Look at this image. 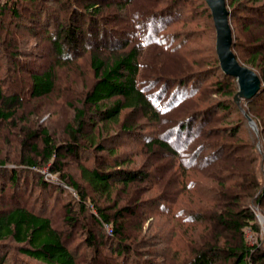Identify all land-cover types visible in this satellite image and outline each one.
<instances>
[{
  "label": "trees",
  "instance_id": "1",
  "mask_svg": "<svg viewBox=\"0 0 264 264\" xmlns=\"http://www.w3.org/2000/svg\"><path fill=\"white\" fill-rule=\"evenodd\" d=\"M187 1L174 0L167 7L158 10L153 8L151 0H0V124L4 122L12 125L17 124L21 101L26 95L34 100H39L54 93L57 87V70L60 66L64 67L73 61L74 54L70 52L84 47V39L79 40L78 36L83 34L85 25L88 32L91 33L89 36L94 39V41L91 40L92 46L86 47L89 49L90 66L94 72L93 87L80 102L82 107L75 108L73 122L65 128L68 140L64 143H57L47 128H26L22 148L28 149L31 156H26L22 160L25 169L8 167L7 160L0 161V203L4 204L0 206V264H17L22 258L34 260L39 264H114L107 260L103 262V258L109 259L108 257L112 256V260H116L127 252L130 255L125 254L123 262L119 263L132 264L131 255L135 256L136 251L131 244L130 248L125 245L123 221L129 215L135 217L141 214L142 207L138 206L132 209L124 206L120 209L116 208L115 213L111 214L98 207L96 202L94 207L98 214H94L93 219L103 229L107 224L111 225L112 234L107 232L105 237H109L113 246H108V239L98 242L97 237L90 233L84 240L90 253H85L86 255L81 260L75 248H70L73 235L67 236L53 224L51 199L45 200L43 197L41 200L42 191L41 196L38 195L37 198H34L35 203L31 206L29 200L32 199V195L24 189L28 178L25 182L22 180L21 184V176L28 177V175L35 174L37 183L43 190L54 186L47 181L42 170L44 165L50 164L53 167L52 173H58L63 155H71L77 160L81 174L80 179L101 197L110 198L112 191L119 184L127 189L133 186L135 181L148 182V172L126 170L121 166L122 163H127V160L118 161L117 158L110 160L108 156V160L102 161L98 155L99 152L106 150L111 156L115 155L114 149H108L101 141L97 140L103 137V133L109 134L112 127L119 125L122 133L128 135L134 134L139 128L141 124L139 121L126 120L121 124L120 115L125 109H139L141 110L139 112L145 113L151 122L160 123L161 126L165 124L167 117V120L172 122V125L160 136L148 135L144 140L143 148L150 153L158 149L163 150L170 158L178 159L180 163L178 162L177 173L178 179L181 181L180 184L184 181L186 168L207 173L209 168L203 169L208 167L205 163L206 160L210 159L215 162L214 167L219 163L227 162L232 152H238L242 148L239 147L241 144L228 141L229 138L234 137L237 130L230 132L223 130L227 135L222 136L219 141H213L212 136V134L216 135L219 130L209 133L206 131L203 134V139L197 142L198 139H195V134L189 128L192 122H196L202 117L201 115L212 116L216 110L228 111L230 106H217L213 109L194 112L186 109V112L182 114L186 104L194 102V97L203 92L204 89L200 87H202V80L206 75L184 79H169L162 75L153 77L142 75L143 68H145L142 56L148 53L149 49L157 48L161 54L163 52L179 59L186 58L183 51L191 37L183 38L181 33L169 34L165 31L172 24L180 22L182 19L180 8L186 5ZM201 1L203 6H206L209 16L214 20L207 2ZM114 5L119 16L117 14L113 21L112 19L108 21V17L106 18L108 14L103 12V8ZM228 5L231 8L230 21L237 17L236 13L245 10L250 13L248 19L252 20L251 23L259 24L257 22L262 17L264 18V0H231ZM117 17L125 25L123 30L122 28L108 29V24L118 21ZM184 17L183 19H185ZM79 19L83 20V27L79 25L81 23ZM103 24L106 27H102ZM110 40L113 44L111 49L113 53L103 57V51L106 50L104 45H109L108 41ZM43 42L49 43L52 49L54 65L43 72L30 70L32 58L45 55V53H40ZM235 44V37H233L232 49L239 63L244 65L238 58ZM22 47L27 50L23 51ZM261 49L258 46L249 56L250 62L259 66V74L253 70L263 83L259 93L253 99L246 101V103H250L249 111L253 117H257L253 111V105H257L255 101L261 97L264 98V52ZM215 61L221 77L230 83L234 77L227 76L223 71L218 52ZM148 69L151 67L149 66ZM26 74H29V78L27 83H24ZM19 83L23 86V90L14 92L16 88L13 86ZM221 83L219 82L218 85ZM227 86L229 87V84ZM9 92H13V94L11 95ZM89 124L93 125L92 131L96 135L91 134L86 138L85 130ZM258 125L260 126V124ZM263 132L264 130L261 129V133ZM182 134L185 137L183 144H181L182 141L179 142ZM261 137L259 136V139ZM38 140L42 142L40 147ZM248 145L249 143L246 144V146ZM229 149L231 152L227 153L226 151ZM203 153L206 155L200 159ZM253 153L258 158H264V152L259 154L253 149ZM88 154L94 157L92 162L87 159L86 155ZM232 159L233 157L230 160ZM174 162L173 160V165ZM211 168L212 166H210ZM257 171L254 172V184L251 189L254 197L256 196L254 193H259L257 194L259 198L255 197L256 203L262 204L264 187H259ZM175 173L176 171L173 172V174ZM248 174L254 175H251V172ZM242 175L246 176L247 174ZM217 180L219 183L220 179ZM58 181L59 183L55 184L56 189L66 191L72 196L73 193L69 191L73 189L76 192V197H70L72 198L70 202L60 206V209L65 212L66 223L72 225L75 223V217L72 214L75 199H78L79 202V214L87 212L86 190L79 182L66 174L59 176ZM224 185V181H221V186L224 187ZM8 189L11 193L7 203L5 198L8 195ZM218 196L219 200L224 199L221 194ZM224 196L225 198L231 197L230 199L233 201L220 209L219 201L215 200L217 203L214 205L216 209L214 212H197L194 219L196 222L207 221L210 228L214 230H227L232 234V239H228L222 232L216 236L217 238L213 242H203L201 239L203 243L198 244L199 247L190 248L191 255L187 261L189 264H216L219 260L226 264H264V246L260 244L250 246L244 239L246 227L259 230L254 212L245 207L246 205H241L237 195L234 196V199L233 195H228V193H224ZM166 199L168 198L162 196L145 207L149 210L158 202H163ZM38 204L40 206L37 209ZM167 208L168 213L183 221L181 216H177L178 213L171 209V206ZM205 212H210V220L206 218ZM139 216L141 217L142 214ZM105 251H108L109 254ZM135 260L137 263V259Z\"/></svg>",
  "mask_w": 264,
  "mask_h": 264
},
{
  "label": "rangeland",
  "instance_id": "2",
  "mask_svg": "<svg viewBox=\"0 0 264 264\" xmlns=\"http://www.w3.org/2000/svg\"><path fill=\"white\" fill-rule=\"evenodd\" d=\"M151 1L153 2L154 9L162 10L174 0ZM229 1L231 0H227V4ZM228 8L231 10L229 5ZM180 11L182 12L180 22L169 26L165 33H181L183 34V38L186 36L191 37L185 45V50L183 49L186 58L181 57L179 59L176 56H168L163 52L161 54V51L157 48L149 49L148 53L142 56V62L145 67L143 68L142 75L145 77H148V75L150 77L162 75L164 78L169 79H184L206 75L202 80V87H200L204 89L203 92L200 95L198 94L199 96L196 95L194 97V102L186 104L182 114L186 112V109L194 112L213 109L217 106H230L228 111L216 110L212 116L201 115L202 117L198 121L192 122L189 128L195 134V139H198L197 142L203 139V134L206 131L209 133L210 131L216 132V130H219L216 135L212 134L213 141H219L222 136L227 135L223 130H228L229 132L237 130L234 137L229 138L228 141L237 142V144H241L239 147L242 148L238 152L231 153L232 155L229 160L232 157L234 160H227V162L219 163L214 167L213 164L215 162H212L210 159L204 160L208 167L203 169L209 168L207 173L186 168L184 181L180 184L181 181L178 179L177 173L178 162L180 163L178 159L170 158L163 150L158 149L150 153L143 148L144 140L148 135L155 134L160 136L172 125V122L167 120V117L165 124L161 126L162 124L160 125V123L151 122V119L149 120V117L145 113L139 112L141 111L139 109H125L120 115L121 124L126 120L139 121L141 123L139 128L134 134L128 135L122 133L119 125L118 127H112L109 134L103 133V137L97 140L98 142L101 141L108 149H114L115 155L111 156L107 150L99 152L98 155L102 161L108 160V156L110 160L116 158L118 161L127 160V163H122L121 166L126 170L148 172V182L135 181V184L127 189L119 184L112 191L110 198L101 197L95 194L88 184L86 185L82 182L77 160L71 155H63L60 160V171L58 173H52L53 167L50 164L44 165L42 174L47 181L54 185L52 187L43 190L41 185L37 183V176L35 174L28 175V177L21 176V184L22 180L25 182L26 178H28L24 189L27 190L28 194L31 193L32 195L29 205L33 206L35 203L34 198H37L38 195L41 196L42 191L43 196L41 200L43 197L45 200L51 199L50 208H52L51 213L54 216L52 220L53 224L67 236L69 234L73 235L72 246L70 248H75L81 260L84 255L90 253L84 242L90 233H93L97 237L98 242L108 239V246H113V242L109 240V237H105L107 232L112 234L111 225L107 224L104 226L105 229H103L93 219V215L98 214L94 207L96 202L98 207L111 214L115 213L114 210L116 208L120 209L124 206L132 209L138 206L142 207L140 210L142 212H140L142 214L141 217L139 216L141 214L135 217L129 215L123 221V231L126 237L124 239L126 241L125 245L129 247L131 244L136 251L135 256L131 255V259H133L132 264H189L187 259L191 255L190 248H197L198 244L203 242H213L220 232L228 237V239H232V234L227 230H214L210 228V224H207V221L196 222L194 219V215H197L201 211L214 212V205L217 203L215 200L219 201L220 205L218 207L220 209L225 207L226 204L231 203L233 201L230 199L231 197L225 198L224 193L233 195V199L237 195L241 205H246L245 207L250 208L257 218L258 231L252 227H246L244 230L246 243L250 246L256 244L264 246V201H262V204H257L255 197L259 198L257 195L259 193H254L256 195L254 197L253 190L251 189L254 184V172L256 173L258 167L257 181L259 187H264V158H258L253 153V149L259 154L264 152V132L261 133V129L264 130V98L257 99L255 101L257 105L252 104L253 111L257 117H253L250 113V103H246L243 100L241 106L238 105L235 98L239 91L238 81L235 78L230 83L228 80L225 81V78L221 77L218 71L219 67L215 64L217 58V33L214 27V20L209 16L210 14L207 12L206 6H203L201 0H188L187 4L180 8ZM103 12L106 15L108 14L106 16V18L108 17V21L109 19L113 21V18L117 14L119 16L115 5L103 8ZM248 12L245 10L236 13L237 17L234 20L231 19L230 22L233 37H235V49H237L236 52L238 53L240 62L254 69L259 74V66L253 65L250 62L249 56L253 54V50L257 49L258 46L264 52V18L262 17L257 22L259 24L251 23L252 20L248 19V15H250ZM116 20L119 22L116 21L114 24H108V29L122 28L123 30L124 23L122 21L121 23L118 17ZM79 21H81L79 25L83 27V20L79 19ZM104 26L106 27L105 24L102 27ZM90 34L85 25L83 27V34L78 36L79 40L84 39V47L83 49L80 48L77 51L73 50L70 52L74 54L73 61L64 65V67H59L57 70V87L52 95L39 100H34L26 95L21 101L22 105L18 111L17 120L19 121L17 124L12 125L5 122L0 124V161L7 160L9 163L8 167L25 169L22 160L26 156H31V152L28 149L22 148V141L25 138L24 130L26 128H47L57 143H64L68 140L65 128L69 123L73 122L75 108L82 107L80 102L84 100L85 95L92 89L94 83V72L90 66L89 49H86V47L92 46V41H94L89 36ZM108 43L109 45L103 46L106 49L103 51V57L113 53L111 52L113 47L112 41L110 40ZM42 44L43 48H41L40 53H45V55L33 57L32 61H30V70L43 72L54 65V54L49 43L43 42ZM24 46L26 47L25 43ZM25 49L23 48V51ZM149 66L151 69H148ZM25 76L24 83H27L29 74ZM219 82H222L221 85H218ZM227 84H229V87ZM13 87L16 88L14 92L23 90V86L20 83ZM9 94L12 95L13 92H9ZM250 118L254 121L256 128L250 123ZM92 126L91 124L87 126L85 130V134H87L86 138L91 134H95L92 131ZM259 136L263 138L261 137L260 140ZM181 137L179 142L182 141L181 144H183L185 140L184 134ZM37 142L40 147L42 142L40 140ZM248 143L249 145L246 146ZM193 146L196 147V145ZM226 152L230 153L231 151L229 149ZM205 155L203 153L200 159H203ZM86 156L90 162L94 160L92 155L88 154ZM173 160L175 161L174 165L172 164ZM210 166H212L211 169ZM174 171H176L175 174H173ZM249 172H251V175H254L250 176ZM63 174L71 176L73 180L79 182L86 190L87 212L86 214H79V202L78 199H75V204L72 208L75 223L72 225L66 223L65 212L63 209H60V206L70 202L72 199L70 197H76V192L71 189L69 192L73 193L72 196L68 192L61 191L55 187V184L59 183L58 177ZM242 174H247L253 178ZM217 179H220L219 183ZM221 181H224V187H222L223 185L221 186ZM10 193L11 191L8 189V195L5 198L7 199V203L10 199ZM218 194H221L224 199L219 200ZM162 196L167 197L168 199L166 200L168 201L158 202L147 210L145 206L152 204L153 201L162 198ZM260 199L262 200V198ZM2 205L4 204L0 203V206ZM39 206L38 204L37 209ZM169 206H171L173 211L178 213L177 216H181L183 221L168 213L167 207ZM209 213H206V218L210 220L211 215ZM187 219L188 221H186ZM201 239L203 242H201ZM108 251H105V253L109 254ZM125 254L130 255L129 252L124 253V255H121V258L116 260H112V256H109L110 260L103 258V262L107 260L114 264H120L119 262H123ZM132 254L134 255V251ZM23 259L18 261L17 264H39L31 259ZM135 259H137V263H135ZM216 264L226 263L219 260Z\"/></svg>",
  "mask_w": 264,
  "mask_h": 264
},
{
  "label": "water",
  "instance_id": "3",
  "mask_svg": "<svg viewBox=\"0 0 264 264\" xmlns=\"http://www.w3.org/2000/svg\"><path fill=\"white\" fill-rule=\"evenodd\" d=\"M214 17L217 43L216 49L223 71L227 76L234 77L239 84L236 101L241 106L242 101L253 99L262 89L263 83L258 74L247 65H241L232 49L233 33L230 22V10L227 0H205ZM254 128L256 125L250 118Z\"/></svg>",
  "mask_w": 264,
  "mask_h": 264
}]
</instances>
